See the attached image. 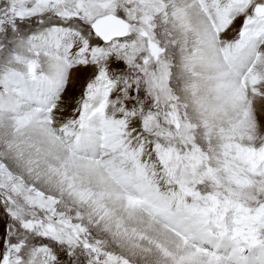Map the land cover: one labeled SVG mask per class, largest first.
<instances>
[{
	"label": "snow or ice",
	"instance_id": "6c2138e0",
	"mask_svg": "<svg viewBox=\"0 0 264 264\" xmlns=\"http://www.w3.org/2000/svg\"><path fill=\"white\" fill-rule=\"evenodd\" d=\"M0 264H264V0H0Z\"/></svg>",
	"mask_w": 264,
	"mask_h": 264
}]
</instances>
